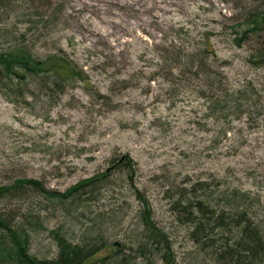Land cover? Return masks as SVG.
<instances>
[{
    "label": "rangeland",
    "instance_id": "obj_1",
    "mask_svg": "<svg viewBox=\"0 0 264 264\" xmlns=\"http://www.w3.org/2000/svg\"><path fill=\"white\" fill-rule=\"evenodd\" d=\"M85 1L0 0V51L24 45L40 58L60 53L87 74L56 92L57 100L38 94L37 83L31 105L0 92V184L38 178L64 192L106 173L75 204L29 190L23 203L9 205L33 221L24 223L33 234L30 252L55 259L58 230L84 248L103 247L101 255H111L107 264H163L162 246L147 237V202L171 237L173 264H216L192 234L198 223L179 217L174 202L200 182L214 204L237 188L258 199L253 210L261 220L264 114L237 118L229 114L232 100L226 112L209 115L204 80L186 63L208 45L204 59L223 74L230 94L251 83L264 98V29L241 39L264 13V0ZM124 155L132 170L114 164Z\"/></svg>",
    "mask_w": 264,
    "mask_h": 264
},
{
    "label": "trees",
    "instance_id": "obj_2",
    "mask_svg": "<svg viewBox=\"0 0 264 264\" xmlns=\"http://www.w3.org/2000/svg\"><path fill=\"white\" fill-rule=\"evenodd\" d=\"M263 29L264 13L250 21L241 39L249 31ZM208 52V45H205L196 54L189 55L191 63L186 64L192 69L197 66L196 77L204 80L205 89L201 90V95L210 100L209 115L215 111L226 112V106L233 100L235 106L229 114L238 113L237 118L246 115L251 121L263 116L264 98L256 86L246 84L237 93L230 94L224 86L223 74L218 73L212 63H206L204 57L207 59ZM197 57L199 60L195 61ZM198 61L201 63H196ZM188 69L190 68L185 69L184 75ZM86 78L87 74L83 69L60 53H51L40 58L24 45L0 51V92L12 103L31 105L28 97L36 96V90H40L38 94L57 100L58 97L55 98L54 94L63 93L69 82ZM191 79L189 76V82ZM32 83H37L40 87L33 90ZM249 86L254 89V93H250ZM114 164L117 167L133 169L128 155L118 158ZM104 175L106 173H99L82 179L64 192L48 189L38 178L20 177L12 184H0V202H3L0 206V264H107L111 255H101L103 247L84 248L70 242L58 230L53 232L59 248L58 256L55 259L38 258L30 252L33 234L25 226L26 222L33 224L32 220L29 221V214L25 215L26 211L20 209L9 208L12 203H23L22 198L29 190L36 191L37 198L60 204L72 201L70 203L75 204L77 198L82 197V193L88 188L96 191ZM207 185L200 182L190 190L183 188L180 200L174 202L179 217L185 218V222L198 223L192 233L194 238L198 241L204 240V250L216 264H264V217L259 220L253 210L254 202L258 199L252 198L248 192H238L235 188L231 192H223L220 202L214 204L217 199ZM198 190L202 191L198 193ZM183 200L185 201L182 202ZM34 216L32 215L33 219ZM142 217L149 240L162 246V258L165 260L163 264H173L175 258L171 237L164 227L154 221L147 202ZM37 218L36 223L39 220ZM147 247L145 244L140 248L146 250Z\"/></svg>",
    "mask_w": 264,
    "mask_h": 264
},
{
    "label": "bare ground",
    "instance_id": "obj_3",
    "mask_svg": "<svg viewBox=\"0 0 264 264\" xmlns=\"http://www.w3.org/2000/svg\"><path fill=\"white\" fill-rule=\"evenodd\" d=\"M75 1L76 2H84V3H86L85 0L84 1H82V0H75ZM116 5H119L120 7H122L120 4H116ZM120 25H121V23H117V22L114 23V26H116V27H120ZM131 29H134V31H135L136 30V26L133 27V28H131ZM86 32L96 33V30L94 28L92 30H90L89 27H86Z\"/></svg>",
    "mask_w": 264,
    "mask_h": 264
}]
</instances>
